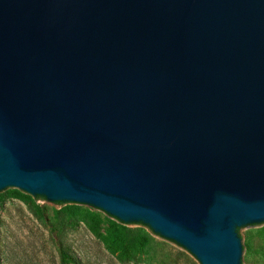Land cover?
Wrapping results in <instances>:
<instances>
[{"label": "water", "instance_id": "95a60500", "mask_svg": "<svg viewBox=\"0 0 264 264\" xmlns=\"http://www.w3.org/2000/svg\"><path fill=\"white\" fill-rule=\"evenodd\" d=\"M142 223L200 264L264 226V0H0V192Z\"/></svg>", "mask_w": 264, "mask_h": 264}, {"label": "rangeland", "instance_id": "374dc122", "mask_svg": "<svg viewBox=\"0 0 264 264\" xmlns=\"http://www.w3.org/2000/svg\"><path fill=\"white\" fill-rule=\"evenodd\" d=\"M36 203L44 209L43 218L35 216L19 200L9 198L1 204L0 264H60L61 249L66 250L81 264H200L185 248L155 234L142 223H129L124 226L130 230L148 233V246L132 262L121 263L106 251L103 244L82 223L61 229V221L56 218V211L63 207H57L55 202L41 197ZM94 210L104 218V227L108 226L109 221L119 223L115 218ZM263 228L264 226L239 231L249 257L247 264H264Z\"/></svg>", "mask_w": 264, "mask_h": 264}, {"label": "trees", "instance_id": "16d2710c", "mask_svg": "<svg viewBox=\"0 0 264 264\" xmlns=\"http://www.w3.org/2000/svg\"><path fill=\"white\" fill-rule=\"evenodd\" d=\"M9 198L21 201L35 216L43 218L44 209L36 203L40 197L32 198L17 189H7L0 194V206ZM56 218L61 221V229L64 230L82 223L89 233L103 244L106 251L121 263L132 262L150 242L148 233L142 230H130L117 219L119 223L109 221L108 226L104 227V218L92 207L85 209L76 204L66 205L56 211ZM60 264H81V262L61 249Z\"/></svg>", "mask_w": 264, "mask_h": 264}]
</instances>
